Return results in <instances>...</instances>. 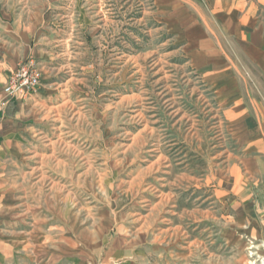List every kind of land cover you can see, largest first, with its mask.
Listing matches in <instances>:
<instances>
[{
  "label": "rangeland",
  "instance_id": "rangeland-1",
  "mask_svg": "<svg viewBox=\"0 0 264 264\" xmlns=\"http://www.w3.org/2000/svg\"><path fill=\"white\" fill-rule=\"evenodd\" d=\"M33 21L53 59L37 95L10 111L21 130L4 172L22 213L69 235L70 264L77 248L79 264H190L206 210L233 218L215 190L241 149L158 0H0L11 51Z\"/></svg>",
  "mask_w": 264,
  "mask_h": 264
},
{
  "label": "crops",
  "instance_id": "crops-1",
  "mask_svg": "<svg viewBox=\"0 0 264 264\" xmlns=\"http://www.w3.org/2000/svg\"><path fill=\"white\" fill-rule=\"evenodd\" d=\"M158 4L164 26L191 71L214 91L232 139L241 149V155L234 156L238 168L222 173L215 190L221 198L231 197L219 210L227 207L233 218L221 215L223 220H214L206 210L201 221L206 224L205 246L199 254L198 239L189 237L190 264H264V0H158ZM37 28L33 21L29 35L14 39L18 44L14 51L0 38V102L16 61L34 60L41 72L53 59V52L41 45L45 38ZM38 91L0 106V264H70L69 235L62 232L55 238L53 226L36 227L31 206L32 216L22 213L4 172L21 130L11 118V107ZM194 222L197 229L199 222ZM215 226H219L216 234ZM216 244L232 252L214 251ZM79 250L73 251L77 260L72 264L80 263ZM56 254L61 258L55 260Z\"/></svg>",
  "mask_w": 264,
  "mask_h": 264
},
{
  "label": "built area",
  "instance_id": "built-area-1",
  "mask_svg": "<svg viewBox=\"0 0 264 264\" xmlns=\"http://www.w3.org/2000/svg\"><path fill=\"white\" fill-rule=\"evenodd\" d=\"M41 85V72L33 60L19 62L8 74L3 87V100L0 106L21 101L35 94Z\"/></svg>",
  "mask_w": 264,
  "mask_h": 264
}]
</instances>
